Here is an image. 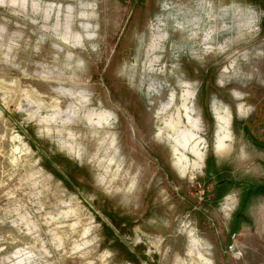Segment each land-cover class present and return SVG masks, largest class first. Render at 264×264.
Instances as JSON below:
<instances>
[{
  "label": "rangeland",
  "instance_id": "rangeland-1",
  "mask_svg": "<svg viewBox=\"0 0 264 264\" xmlns=\"http://www.w3.org/2000/svg\"><path fill=\"white\" fill-rule=\"evenodd\" d=\"M0 264H264V0H0Z\"/></svg>",
  "mask_w": 264,
  "mask_h": 264
},
{
  "label": "bare ground",
  "instance_id": "bare-ground-1",
  "mask_svg": "<svg viewBox=\"0 0 264 264\" xmlns=\"http://www.w3.org/2000/svg\"><path fill=\"white\" fill-rule=\"evenodd\" d=\"M180 159H182V158H180Z\"/></svg>",
  "mask_w": 264,
  "mask_h": 264
}]
</instances>
